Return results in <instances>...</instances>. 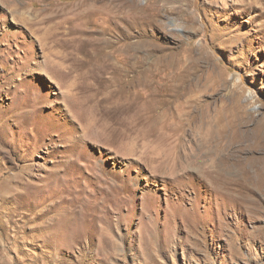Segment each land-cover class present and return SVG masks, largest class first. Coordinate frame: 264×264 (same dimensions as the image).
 Here are the masks:
<instances>
[{"label":"rangeland","instance_id":"rangeland-1","mask_svg":"<svg viewBox=\"0 0 264 264\" xmlns=\"http://www.w3.org/2000/svg\"><path fill=\"white\" fill-rule=\"evenodd\" d=\"M136 1L0 0V264H264V0Z\"/></svg>","mask_w":264,"mask_h":264},{"label":"bare ground","instance_id":"bare-ground-1","mask_svg":"<svg viewBox=\"0 0 264 264\" xmlns=\"http://www.w3.org/2000/svg\"><path fill=\"white\" fill-rule=\"evenodd\" d=\"M88 0H82V2H80L79 4V8L81 9L82 7L86 6ZM79 3V2H78ZM96 5V4H95ZM104 6V5H103ZM105 6L104 9L107 10V12H109V15H111L110 17L112 18V25L114 26V30H112V34H115L117 37V43L125 41L126 40V36L123 35V25H121L122 23H124V17H121V14L123 12H125V9L127 7H130V13H132L134 15V18L132 19V23H134L137 26L138 20L143 19V17H141L140 15H142L143 11H145V8H141L139 7L138 3L136 0H128V3L123 5V4H118L116 3L114 6L109 5ZM94 9V8H93ZM87 10V9H86ZM85 10V11H86ZM83 11V10H81ZM80 12V11H79ZM96 10L92 11V12H88L89 15H92L91 17H93V14H95ZM82 13V12H81ZM98 14V13H97ZM81 17V16H80ZM90 17V16H89ZM141 17V18H140ZM50 18V17H49ZM45 21V20H44ZM129 24V23H128ZM139 26V25H138ZM133 53V52H132ZM134 54V53H133ZM135 55V54H134ZM136 56V55H135ZM134 56V57H135ZM133 62V61H132ZM131 64V63H130ZM132 65V64H131ZM134 66V64L132 65ZM131 66V67H132ZM136 99V98H135ZM132 99L133 101H124L123 104H121L119 106V108L117 109V111L123 115H132L131 117H138V102L137 100ZM140 111V110H139ZM142 114V112H141ZM121 115V116H123ZM160 117V114L158 115ZM163 117V116H161ZM156 119V118H155ZM163 126V125H162ZM158 127V126H157ZM166 127V126H164ZM163 128H161L162 130ZM179 159V158H178Z\"/></svg>","mask_w":264,"mask_h":264}]
</instances>
